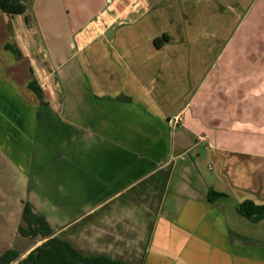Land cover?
Returning a JSON list of instances; mask_svg holds the SVG:
<instances>
[{
    "label": "crops",
    "instance_id": "0c3cea01",
    "mask_svg": "<svg viewBox=\"0 0 264 264\" xmlns=\"http://www.w3.org/2000/svg\"><path fill=\"white\" fill-rule=\"evenodd\" d=\"M24 1L26 15L0 10V232L27 203L10 194L8 173L22 189L52 154L66 162L70 192L97 202L80 223L95 218L99 246L120 250L95 255L264 264V220L239 213L248 201L264 206V31L237 52L239 26L220 13L242 10V26L257 0ZM57 118L68 127L61 143L36 152Z\"/></svg>",
    "mask_w": 264,
    "mask_h": 264
},
{
    "label": "rangeland",
    "instance_id": "374dc122",
    "mask_svg": "<svg viewBox=\"0 0 264 264\" xmlns=\"http://www.w3.org/2000/svg\"><path fill=\"white\" fill-rule=\"evenodd\" d=\"M97 1L101 2V0ZM241 11L242 10H238L235 16L234 13L236 12V10L234 9L220 10L221 14L225 13L228 16L227 22H232V25L234 27L232 28L233 30L239 26L237 29L238 38H236L233 43V46L237 52H239L243 48V46L251 45L252 41L256 42L255 40H253L254 38H252L253 34L255 35L264 31V0H257L255 2L251 12L249 13V16L247 17V20L243 22L242 26L238 24L241 19H238L237 22V18L239 17L237 15H239ZM230 12L233 13V15L230 16L232 18H229L228 15L231 14ZM247 37L248 39H246ZM248 42L251 44H249ZM61 116H63V114L60 115V119H62ZM51 125L52 130L55 131L56 135H54L53 139L52 136L38 137L34 145L36 148V152L38 148L43 147L52 150V140L53 144H55L56 146L61 143L62 136L60 135L63 134L65 130H67V124L57 118L55 121L51 122ZM128 138H120V140L122 141V145H124V143L126 145H129L126 142L135 140L132 138ZM94 140H96V138H93V142ZM93 142L92 139H90L89 145L93 146ZM173 143L174 139L170 134V151L173 150V147L171 148V144L173 146ZM161 145L163 144H160V146ZM161 149L162 150H160V152L157 154L160 155V157L165 154V146H161ZM72 155L74 157L77 154L73 153ZM153 155H155V153H153ZM80 156L83 157V160H90V162L94 163L96 162L95 154L86 152L84 153L83 151L81 154L79 153L78 157L80 158ZM53 160L54 161H52V154H50V156H46L42 159L36 160L28 174V181L22 189L21 186L16 185V180H13L14 176L8 173L9 181H7L5 186L8 187L10 194L16 197L18 192H20L24 196L23 198L25 202H30L31 204H33L36 212L47 219L53 230L61 231L65 229L64 231L59 233V236L73 243V245L81 250L85 255H95L102 252H107L112 256L117 257L118 255L116 254L120 250L118 248H114L112 241L109 243V246H105L104 249L99 246L98 239L99 237H102V234H99V232H97L96 230L97 228L95 218L90 217L86 219L85 221H83V225V222L80 223L87 217V215H89V209H91V207H93L97 202L84 200V195L80 194L81 191H79V187L77 191L74 190L73 192H70L68 186H66L65 184V172L67 169V165H65L66 162L60 161L57 158H53ZM52 172H57L58 175L54 179H52ZM52 180H56L57 183L52 184ZM21 194H19V196H21ZM88 204L90 205L89 209L87 206ZM0 221L2 220L0 219ZM5 223L2 224L6 225ZM89 223H92L94 225L93 228L88 226ZM21 224L22 218L20 219V223L13 225L14 230L10 231L8 226L6 229L1 230L0 236L2 239L0 238V256L10 249H16L20 253H22L41 239L39 238L37 240H32L21 237L18 234V228ZM16 228L17 232L15 233Z\"/></svg>",
    "mask_w": 264,
    "mask_h": 264
},
{
    "label": "trees",
    "instance_id": "16d2710c",
    "mask_svg": "<svg viewBox=\"0 0 264 264\" xmlns=\"http://www.w3.org/2000/svg\"><path fill=\"white\" fill-rule=\"evenodd\" d=\"M0 10L8 16L26 15L28 8L24 0H0ZM26 23L31 24V18L26 17ZM163 39L156 40L160 46ZM29 88L34 92L41 103H45L43 90L32 82ZM215 191H211L210 199L221 197ZM239 213L253 221L264 220V206H256L248 201L240 205ZM18 234L26 239L37 240L55 234L47 219L37 214L33 207L26 203L22 215V224L18 228ZM21 253L16 249H10L0 256V264H11ZM18 264H128L113 260L104 255L86 256L78 250L70 241L59 235L43 243Z\"/></svg>",
    "mask_w": 264,
    "mask_h": 264
},
{
    "label": "water",
    "instance_id": "95a60500",
    "mask_svg": "<svg viewBox=\"0 0 264 264\" xmlns=\"http://www.w3.org/2000/svg\"><path fill=\"white\" fill-rule=\"evenodd\" d=\"M60 232H56L55 234L49 236V237H44L41 238L38 242L34 243L32 246H30L27 250H25L24 252H22L19 257L12 262L11 264H18L20 261H22L24 258H26L27 255H29L33 250H35L37 247H39L40 245H42L43 243L47 242L48 240L56 237L59 235Z\"/></svg>",
    "mask_w": 264,
    "mask_h": 264
},
{
    "label": "built area",
    "instance_id": "2783aa9c",
    "mask_svg": "<svg viewBox=\"0 0 264 264\" xmlns=\"http://www.w3.org/2000/svg\"><path fill=\"white\" fill-rule=\"evenodd\" d=\"M110 2V0H109ZM182 118L179 116L174 117L171 121H170V125H172L173 127H176L177 125L182 123Z\"/></svg>",
    "mask_w": 264,
    "mask_h": 264
}]
</instances>
